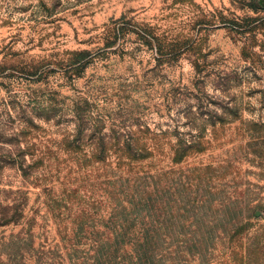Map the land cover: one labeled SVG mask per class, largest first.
<instances>
[{
    "label": "rangeland",
    "instance_id": "1",
    "mask_svg": "<svg viewBox=\"0 0 264 264\" xmlns=\"http://www.w3.org/2000/svg\"><path fill=\"white\" fill-rule=\"evenodd\" d=\"M245 251L264 264V0H0V264Z\"/></svg>",
    "mask_w": 264,
    "mask_h": 264
},
{
    "label": "trees",
    "instance_id": "2",
    "mask_svg": "<svg viewBox=\"0 0 264 264\" xmlns=\"http://www.w3.org/2000/svg\"><path fill=\"white\" fill-rule=\"evenodd\" d=\"M256 247L259 249V245L258 246L256 245ZM245 258H248L246 251L243 252V254H242L241 258L239 259V261H235L233 264H243L244 261H245Z\"/></svg>",
    "mask_w": 264,
    "mask_h": 264
}]
</instances>
